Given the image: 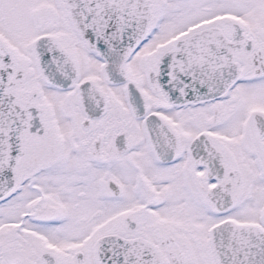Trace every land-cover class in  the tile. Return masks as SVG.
Returning a JSON list of instances; mask_svg holds the SVG:
<instances>
[{"label": "snow or ice", "instance_id": "obj_1", "mask_svg": "<svg viewBox=\"0 0 264 264\" xmlns=\"http://www.w3.org/2000/svg\"><path fill=\"white\" fill-rule=\"evenodd\" d=\"M0 264H264V0H0Z\"/></svg>", "mask_w": 264, "mask_h": 264}]
</instances>
